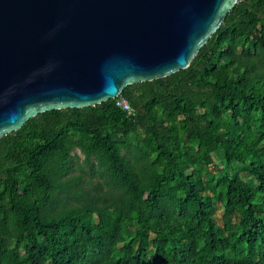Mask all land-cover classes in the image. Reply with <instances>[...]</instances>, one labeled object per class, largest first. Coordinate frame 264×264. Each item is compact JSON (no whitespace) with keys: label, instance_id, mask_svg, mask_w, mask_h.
I'll return each mask as SVG.
<instances>
[{"label":"trees","instance_id":"obj_1","mask_svg":"<svg viewBox=\"0 0 264 264\" xmlns=\"http://www.w3.org/2000/svg\"><path fill=\"white\" fill-rule=\"evenodd\" d=\"M0 264H264V0L188 69L1 138Z\"/></svg>","mask_w":264,"mask_h":264},{"label":"water","instance_id":"obj_2","mask_svg":"<svg viewBox=\"0 0 264 264\" xmlns=\"http://www.w3.org/2000/svg\"><path fill=\"white\" fill-rule=\"evenodd\" d=\"M238 0H0V139L188 69Z\"/></svg>","mask_w":264,"mask_h":264},{"label":"built area","instance_id":"obj_3","mask_svg":"<svg viewBox=\"0 0 264 264\" xmlns=\"http://www.w3.org/2000/svg\"><path fill=\"white\" fill-rule=\"evenodd\" d=\"M119 106L123 107L125 110H127L129 113H131V108L130 106L128 105L127 101L126 100H121L119 103H118Z\"/></svg>","mask_w":264,"mask_h":264},{"label":"rangeland","instance_id":"obj_4","mask_svg":"<svg viewBox=\"0 0 264 264\" xmlns=\"http://www.w3.org/2000/svg\"><path fill=\"white\" fill-rule=\"evenodd\" d=\"M77 153L79 154V155H81V153H80V151L79 150H77ZM82 156V155H81ZM83 157V156H82Z\"/></svg>","mask_w":264,"mask_h":264}]
</instances>
